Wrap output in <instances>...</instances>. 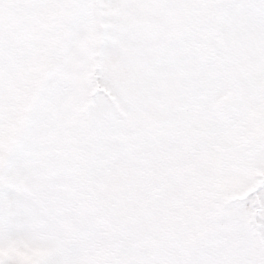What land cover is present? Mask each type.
I'll use <instances>...</instances> for the list:
<instances>
[{"label": "snow or ice", "instance_id": "obj_1", "mask_svg": "<svg viewBox=\"0 0 264 264\" xmlns=\"http://www.w3.org/2000/svg\"><path fill=\"white\" fill-rule=\"evenodd\" d=\"M0 264H264V0H0Z\"/></svg>", "mask_w": 264, "mask_h": 264}]
</instances>
